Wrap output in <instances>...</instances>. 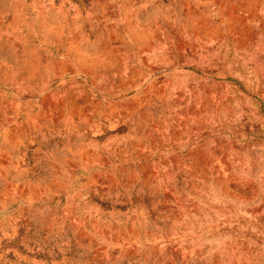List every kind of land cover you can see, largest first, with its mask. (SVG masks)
<instances>
[{"label":"rangeland","instance_id":"1","mask_svg":"<svg viewBox=\"0 0 264 264\" xmlns=\"http://www.w3.org/2000/svg\"><path fill=\"white\" fill-rule=\"evenodd\" d=\"M0 264H264V0H0Z\"/></svg>","mask_w":264,"mask_h":264}]
</instances>
